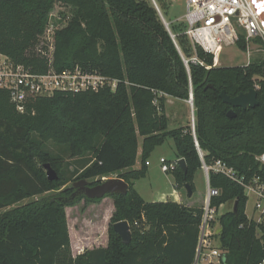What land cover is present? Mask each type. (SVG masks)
<instances>
[{"label": "trees", "instance_id": "1", "mask_svg": "<svg viewBox=\"0 0 264 264\" xmlns=\"http://www.w3.org/2000/svg\"><path fill=\"white\" fill-rule=\"evenodd\" d=\"M57 3L70 6L72 15L55 34V68L80 66L118 82L115 89L32 98L25 113L0 89V264H194L204 208L147 201L135 181L146 176L147 159L168 138L174 140L176 160L184 158L188 168L170 170L176 189L190 184L194 193L196 172L218 160L246 184L264 179L258 159L264 154V56L245 65H215L212 54L192 45L186 23L167 17L171 0H0V52L47 72L48 58L36 47ZM237 45L247 51L245 34ZM251 89L259 104L236 107L230 118L222 90L234 97ZM191 93L195 135L190 125L170 128L166 114L168 96L189 100ZM51 145L74 158L70 175V164ZM47 163L57 179H48ZM114 174L129 183V191L110 195L115 211L109 243L74 256L66 207L102 199L64 201L75 190L66 185L72 179L96 185ZM210 185L220 190L212 207L237 202L236 210L219 218L222 263L260 264L264 222L248 217L245 186L214 171ZM123 220L131 227L130 244L114 230Z\"/></svg>", "mask_w": 264, "mask_h": 264}, {"label": "built area", "instance_id": "2", "mask_svg": "<svg viewBox=\"0 0 264 264\" xmlns=\"http://www.w3.org/2000/svg\"><path fill=\"white\" fill-rule=\"evenodd\" d=\"M64 21L62 13L56 15L52 10L45 32L36 47L39 54L48 58L50 67L47 72H35L32 67L17 63L0 52V89L10 93L11 101L20 113L27 111L28 102L32 98L52 96L57 91L97 92L106 87L115 89L117 86L116 79L98 71H87L80 66L62 71L55 68V34L64 26ZM182 21L187 25L186 34L192 45L199 46L205 52L212 54L214 63H217L226 46L237 44L241 34H245L249 53H251L249 45L255 38L264 42V0H255V2L253 0H187V13ZM193 61L199 60L195 57ZM189 102L193 108L191 97ZM192 131L195 135V121H193ZM196 143L198 145V142ZM258 159L264 165V154ZM161 162L164 171L173 170L179 165L178 160L168 163L165 158H161ZM202 169L207 177L208 189L194 264H223L224 251L220 246H215L212 239L213 222L220 208L211 206V198L218 196L220 190L210 185V172L224 174L243 184L246 193L249 191L254 194L255 209L259 213L255 221L259 223L264 222V179L255 177L246 184L245 178L239 175L237 170L221 160L213 165L204 163ZM260 264H264V260Z\"/></svg>", "mask_w": 264, "mask_h": 264}, {"label": "rangeland", "instance_id": "3", "mask_svg": "<svg viewBox=\"0 0 264 264\" xmlns=\"http://www.w3.org/2000/svg\"><path fill=\"white\" fill-rule=\"evenodd\" d=\"M53 13L63 15L67 24L68 19L72 15L70 6L57 3L53 8ZM187 13V0H171L167 17L174 21H182ZM43 34L41 35V37ZM249 50L243 51L237 44L226 46L217 61L214 63L217 66H236L248 64L251 60L264 56V42L261 39L255 38L249 45ZM170 119V128L193 125L195 115L193 116V108L189 100L183 101L172 99L170 106H167V112ZM49 149L56 155L64 156V164H70L69 172L73 171L76 166L74 158L63 148L55 145L49 146ZM161 158H165L168 163L174 162L177 158L174 140L168 138L162 145H159L151 153L149 164L147 166L146 176L135 181V188L140 195L147 201H160L163 199H173L175 190V179L171 171H164L162 168ZM137 165L140 167V157ZM47 172V171H46ZM112 177H117V174L106 176L102 179L106 180ZM75 180L72 179L66 186L71 188ZM194 184L196 190L193 196H189L183 191L184 198L189 203L202 204L207 197L208 181L203 169H199L195 174ZM63 187L61 190H63ZM53 193V192H52ZM249 200L247 203V214L254 219L258 216L255 209V196L247 191ZM170 196V197H169ZM38 197L23 201L29 202ZM114 206L113 197L107 196L99 202L88 203L85 199L79 201L76 205L67 206V218L71 236L72 252L74 256H78L87 249L96 247H106L109 243L112 209ZM234 206V201H230L223 207H220L216 220L213 222L212 236L213 244L219 246L217 237L218 231L221 228L219 218L223 212L231 210Z\"/></svg>", "mask_w": 264, "mask_h": 264}, {"label": "water", "instance_id": "4", "mask_svg": "<svg viewBox=\"0 0 264 264\" xmlns=\"http://www.w3.org/2000/svg\"><path fill=\"white\" fill-rule=\"evenodd\" d=\"M159 10L158 6L156 5ZM160 12V10H159ZM165 25L168 27V22L161 15ZM258 93L256 89H251L248 92L240 93L237 96L231 97L226 93L225 90H222L220 93V97L222 100L231 106V109L228 112V116L230 118L235 117L236 107H241L243 109H247L249 107L255 108L258 104ZM193 101V93L190 95ZM193 116H194V102H193ZM195 121V120H194ZM179 165L187 171V164L184 158L178 160ZM45 169L47 171V177L49 180H55L58 178L57 171L52 167L50 163L45 164ZM73 187L75 188L74 193L71 195L72 200L76 198V196H85L88 199H103L107 196L114 194H127L129 191V183L124 179L119 177H112L109 179H104L101 183L96 185H91L90 181L87 179H80L74 182ZM185 189L188 192L189 196L193 195V189L190 184H186ZM237 208V202L234 204V210ZM114 230L119 234L124 244H130L132 241V231L130 224L127 220H123L114 224Z\"/></svg>", "mask_w": 264, "mask_h": 264}, {"label": "crops", "instance_id": "5", "mask_svg": "<svg viewBox=\"0 0 264 264\" xmlns=\"http://www.w3.org/2000/svg\"><path fill=\"white\" fill-rule=\"evenodd\" d=\"M172 99H176V98H173V97H170V96H168L167 97V101H166V112H167V106L169 107L170 106V102L172 101ZM179 100H181V99H179ZM183 101H186V100H183ZM139 167V165H135V168H138ZM175 187V186H174ZM196 188V187H195ZM183 191H185V192H187V190L185 189V187L184 188H182V189H176V187H175V190H174V192H173V194H174V198L173 199H167V200H174V201H177V202H179V203H182V204H184V205H187V206H190V207H203L204 206V204H205V199H206V197H205V199H204V202L202 203V204H199V205H197V204H194V203H189V202H187L186 200H185V198H184V194H183ZM188 193V192H187ZM193 195H194V193H193ZM192 195V196H193ZM170 197V196H169ZM191 197V196H190ZM249 197V196H248ZM160 201H166V199H163V200H160ZM224 206V205H223ZM222 206V207H223ZM114 211H115V205L113 206V209H112V212L114 213ZM258 212V211H257ZM246 213H247V209H246ZM113 215V214H112ZM248 215V214H247ZM258 216H259V213H258ZM258 216L257 217H255L253 220H255V219H257L258 218ZM248 217L250 218V219H252L249 215H248ZM220 230V229H219ZM219 232V231H218Z\"/></svg>", "mask_w": 264, "mask_h": 264}, {"label": "flooded vegetation", "instance_id": "6", "mask_svg": "<svg viewBox=\"0 0 264 264\" xmlns=\"http://www.w3.org/2000/svg\"><path fill=\"white\" fill-rule=\"evenodd\" d=\"M74 191L71 193V195L74 193ZM76 197H78V195ZM69 200H72V197L67 196V197L64 198V201H69Z\"/></svg>", "mask_w": 264, "mask_h": 264}, {"label": "snow or ice", "instance_id": "7", "mask_svg": "<svg viewBox=\"0 0 264 264\" xmlns=\"http://www.w3.org/2000/svg\"><path fill=\"white\" fill-rule=\"evenodd\" d=\"M253 2H255V0H253Z\"/></svg>", "mask_w": 264, "mask_h": 264}]
</instances>
